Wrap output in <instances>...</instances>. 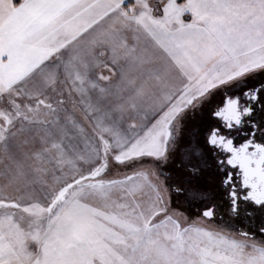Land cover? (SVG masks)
<instances>
[{
	"label": "snow or ice",
	"instance_id": "1",
	"mask_svg": "<svg viewBox=\"0 0 264 264\" xmlns=\"http://www.w3.org/2000/svg\"><path fill=\"white\" fill-rule=\"evenodd\" d=\"M0 264H264V0H0Z\"/></svg>",
	"mask_w": 264,
	"mask_h": 264
}]
</instances>
